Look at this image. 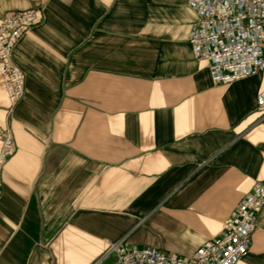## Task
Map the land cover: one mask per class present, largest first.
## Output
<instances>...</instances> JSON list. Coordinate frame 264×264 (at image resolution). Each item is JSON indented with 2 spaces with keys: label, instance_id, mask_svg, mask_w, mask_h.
I'll return each instance as SVG.
<instances>
[{
  "label": "crops",
  "instance_id": "crops-1",
  "mask_svg": "<svg viewBox=\"0 0 264 264\" xmlns=\"http://www.w3.org/2000/svg\"><path fill=\"white\" fill-rule=\"evenodd\" d=\"M41 21L0 83V264H94L124 240L183 258L264 182V75L216 85L187 0H0ZM1 146V145H0ZM237 264H264V207Z\"/></svg>",
  "mask_w": 264,
  "mask_h": 264
},
{
  "label": "built area",
  "instance_id": "built-area-1",
  "mask_svg": "<svg viewBox=\"0 0 264 264\" xmlns=\"http://www.w3.org/2000/svg\"><path fill=\"white\" fill-rule=\"evenodd\" d=\"M197 14L188 42L196 60L208 64L214 84L264 75V0H187ZM41 21L37 10L12 12L0 19V83L11 104L24 94L23 72L12 63L20 38ZM264 111V88L258 95ZM0 189L3 164L14 153L5 131L0 141ZM264 207V182L254 184L232 210L224 230L187 258L151 247L135 248L123 239L110 243L94 264H237L249 250L250 238Z\"/></svg>",
  "mask_w": 264,
  "mask_h": 264
}]
</instances>
